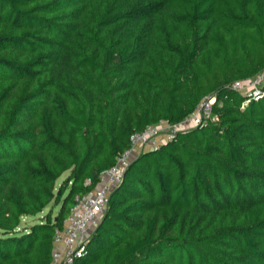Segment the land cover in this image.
<instances>
[{
    "label": "trees",
    "instance_id": "obj_1",
    "mask_svg": "<svg viewBox=\"0 0 264 264\" xmlns=\"http://www.w3.org/2000/svg\"><path fill=\"white\" fill-rule=\"evenodd\" d=\"M261 70L264 0H0V264H51L131 136L210 96L218 122L136 158L76 264H264V97L231 89Z\"/></svg>",
    "mask_w": 264,
    "mask_h": 264
},
{
    "label": "built area",
    "instance_id": "obj_2",
    "mask_svg": "<svg viewBox=\"0 0 264 264\" xmlns=\"http://www.w3.org/2000/svg\"><path fill=\"white\" fill-rule=\"evenodd\" d=\"M231 89L242 93L247 103L260 100L264 97V70L248 80L234 82ZM215 103L216 97L210 96L202 100L195 112L180 125L161 123L133 134L130 148L102 173L96 190L86 196H77L63 225L55 229L51 264H76L86 255L89 239L106 214L111 195L123 183L130 164L142 153L157 150L172 141L178 132L192 129L191 124L195 128L218 122L219 117L214 114Z\"/></svg>",
    "mask_w": 264,
    "mask_h": 264
},
{
    "label": "rangeland",
    "instance_id": "obj_3",
    "mask_svg": "<svg viewBox=\"0 0 264 264\" xmlns=\"http://www.w3.org/2000/svg\"><path fill=\"white\" fill-rule=\"evenodd\" d=\"M215 114V113H214ZM216 115V114H215ZM190 125V124H189ZM187 126V125H186ZM185 126V127H186ZM191 127L193 128L192 124ZM69 173L64 174L61 179L59 180L57 186H59L63 180L68 176ZM49 211H52L54 213L53 218H55L57 216V214L59 213V207H55L53 204L50 205L48 208L45 209V211L43 212V214H41L40 216L37 217H29V218H24L23 219V223L24 224H32L37 222L41 217L45 216Z\"/></svg>",
    "mask_w": 264,
    "mask_h": 264
}]
</instances>
